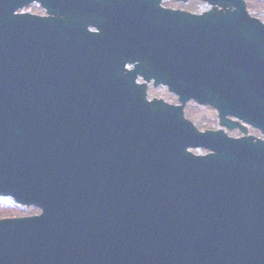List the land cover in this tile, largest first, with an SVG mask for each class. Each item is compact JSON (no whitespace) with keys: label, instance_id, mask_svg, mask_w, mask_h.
<instances>
[{"label":"water","instance_id":"1","mask_svg":"<svg viewBox=\"0 0 264 264\" xmlns=\"http://www.w3.org/2000/svg\"><path fill=\"white\" fill-rule=\"evenodd\" d=\"M93 1L0 0V196L41 209L0 219V264H264V142L184 114L264 130V23L244 0L156 33L75 19Z\"/></svg>","mask_w":264,"mask_h":264},{"label":"flooded vegetation","instance_id":"2","mask_svg":"<svg viewBox=\"0 0 264 264\" xmlns=\"http://www.w3.org/2000/svg\"><path fill=\"white\" fill-rule=\"evenodd\" d=\"M222 9L223 5L213 0H123L121 4L115 3L113 0H97L91 3L87 2L79 11L80 16L75 17V19L86 25L105 22L114 24L119 20V13L123 12L128 15L127 19L132 18L136 22H142L147 25L148 30L156 33L168 22L187 23L195 17L206 15L214 10L221 11ZM227 10L228 8L225 12ZM26 11L37 16H47L49 14L56 21H64L65 17L70 15L67 10L55 8H52L48 13L37 4L30 5ZM91 31H96V29L91 28ZM151 88H153L152 85L149 86V91H151ZM210 109L215 113L214 124L204 130L215 132L222 130L231 138L254 137L264 142L263 128H255L233 115H226V120L234 128L222 127L218 111L212 107Z\"/></svg>","mask_w":264,"mask_h":264},{"label":"rangeland","instance_id":"3","mask_svg":"<svg viewBox=\"0 0 264 264\" xmlns=\"http://www.w3.org/2000/svg\"><path fill=\"white\" fill-rule=\"evenodd\" d=\"M250 14L264 21V0H245ZM150 97H158L169 103L178 104V98L169 93L165 88H151ZM211 107H200L198 104L191 102L186 105V116L191 119L200 130L211 127L214 124L213 118L215 113ZM205 153L206 151H201ZM40 211L33 207L18 206L9 198H0V218H12L25 215L39 214Z\"/></svg>","mask_w":264,"mask_h":264}]
</instances>
